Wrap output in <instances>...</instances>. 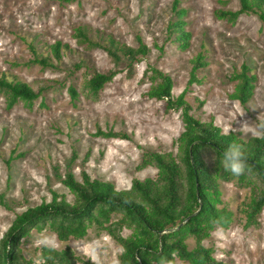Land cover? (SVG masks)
Wrapping results in <instances>:
<instances>
[{
  "label": "rangeland",
  "instance_id": "obj_1",
  "mask_svg": "<svg viewBox=\"0 0 264 264\" xmlns=\"http://www.w3.org/2000/svg\"><path fill=\"white\" fill-rule=\"evenodd\" d=\"M173 2L0 0V75L15 77L36 91L46 87L31 105L19 100L12 107L0 91V239L18 214L51 202L54 192L72 201L73 194L62 182L69 171L79 181L85 171L92 179L112 182L117 190H129L135 179L157 177L155 166H141L145 155L178 156L182 110H168L165 100L147 95L151 68L172 78L173 96L184 94L196 118L212 120L224 133L235 132L244 139L264 134L241 130L244 122L252 125L258 116L264 119V22L247 13L235 21L221 17V11H238L240 0H180V7L187 10L185 30L191 33L189 47L180 49L168 33L175 20ZM78 26L88 27L97 38L104 36V41L113 36L133 48L141 40L149 53L134 63L131 75L127 61L117 66L103 48L80 45L75 38ZM56 41L72 50L60 63L55 61V67L31 63L35 55L29 44L48 52L47 46ZM200 53L207 65L191 83L192 61ZM79 62L84 63L81 68L76 67ZM244 65L256 78L246 105L231 97L234 76ZM111 70L118 74L98 97H89L87 80L95 72ZM71 85L78 91L75 100ZM99 130L127 134L128 139L99 135ZM206 159L210 165L215 160L211 154ZM219 184L223 202L219 207L231 210L234 221L227 229H213L204 246L224 264H264V209L256 225L247 224L244 210L253 195L251 188L237 180ZM117 232L128 237L132 231L121 226ZM187 243L190 249L197 244L194 237ZM43 247L70 248L82 259L77 264H119L123 252L106 230L96 227L84 238L67 241L49 228L33 230L22 244L25 257L34 264L42 263ZM174 264L187 263L176 258Z\"/></svg>",
  "mask_w": 264,
  "mask_h": 264
},
{
  "label": "trees",
  "instance_id": "obj_2",
  "mask_svg": "<svg viewBox=\"0 0 264 264\" xmlns=\"http://www.w3.org/2000/svg\"><path fill=\"white\" fill-rule=\"evenodd\" d=\"M240 4L238 11H221V17L235 21L241 14L247 13L258 16L264 22V0H240ZM172 11L175 20L168 27L169 37L178 43L180 49H186L191 37V33L185 30L187 10L180 7V0H174ZM103 37L99 35L97 38L86 26L75 29V38L80 45L103 48L117 66L127 61L131 75L134 63L149 53L141 40L139 47L133 48L118 42L113 36H107L105 41ZM29 46L35 55L31 63L43 67H55V61L60 63L64 54L72 51L61 41L47 46L48 52H40L34 43ZM83 65L79 62L76 67ZM206 65L201 53L193 59L191 83L196 80V72ZM151 72L148 76L151 88L147 95L165 100L168 110H182L184 130L177 140L178 156L161 153L145 155L141 166H155L157 177L135 179L129 190H117L112 182L92 179L85 171L79 181L69 171L62 182L73 194L72 201L54 192L51 202L28 207L18 214L0 239V264H34L33 260L25 257L22 249L23 241L33 230L49 228L59 240L67 241L71 237L84 238L91 227L106 230L122 246L119 264H159L162 258L173 264L176 258L187 264H224L214 257L213 249L203 243L213 229H227L234 221L231 210L219 207L223 203L219 180H237L240 185L251 188L253 195L244 211L247 224L258 223L264 209V134L244 139L235 132L224 133L212 120L207 123L196 118L192 114L193 106L184 94L173 96L172 78L155 68H151ZM117 74L116 70L92 74L86 83L89 97H98ZM255 79L250 67L244 65L234 76L237 83L231 97L246 105L253 95ZM45 88L36 91L15 77L10 78L4 73L0 75V91L7 96L9 107L19 100L31 105ZM69 93L72 99L78 98L75 86L69 87ZM97 132L99 135L128 139L127 134L112 130ZM232 144L241 145L246 155V171L240 176H234L220 163L222 153ZM207 154L215 158L212 165L206 159ZM13 159L10 158L8 164ZM75 159L76 155L72 160ZM5 205L11 207L7 203ZM121 226L132 231L128 237H122L117 232ZM170 229L174 230L165 232ZM189 237L196 239L193 249L187 243ZM40 257L43 260L41 264H77L82 260L70 248L57 250L43 247Z\"/></svg>",
  "mask_w": 264,
  "mask_h": 264
},
{
  "label": "clouds",
  "instance_id": "obj_3",
  "mask_svg": "<svg viewBox=\"0 0 264 264\" xmlns=\"http://www.w3.org/2000/svg\"><path fill=\"white\" fill-rule=\"evenodd\" d=\"M241 130H251L252 135H259L264 132V119H260V116H258L256 122L252 125L244 122L241 126ZM220 163L225 170L230 171L234 176L243 174L246 171L247 160L242 146L239 144L230 145L222 153ZM159 264H170V262L162 258Z\"/></svg>",
  "mask_w": 264,
  "mask_h": 264
},
{
  "label": "water",
  "instance_id": "obj_4",
  "mask_svg": "<svg viewBox=\"0 0 264 264\" xmlns=\"http://www.w3.org/2000/svg\"><path fill=\"white\" fill-rule=\"evenodd\" d=\"M174 229H170V230H167V231H165V232H169V231H173Z\"/></svg>",
  "mask_w": 264,
  "mask_h": 264
}]
</instances>
